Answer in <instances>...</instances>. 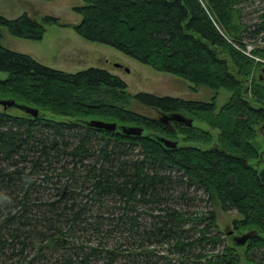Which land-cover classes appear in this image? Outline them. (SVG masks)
<instances>
[{"label":"trees","instance_id":"1","mask_svg":"<svg viewBox=\"0 0 264 264\" xmlns=\"http://www.w3.org/2000/svg\"><path fill=\"white\" fill-rule=\"evenodd\" d=\"M82 1L73 8L78 24L24 13L0 15V29L41 41L46 26L71 27L156 71L227 91L231 96L220 108L215 97H131L157 113L209 122L220 129V144L166 148L144 133L170 136L177 128L188 141L203 144L211 143V135L194 126L170 128L129 109L126 83L108 70L68 73L0 43V72L7 74L0 79V99L39 110L37 118L0 110V264H241L246 256L223 245L212 210L193 215L177 206L192 200V188L243 216L236 227L258 233L245 255L264 264V168L248 163L259 158L251 143L256 127L264 132V74L245 87L259 65L243 51L251 34L244 10L251 0ZM259 20L254 35L264 31V11ZM254 54L264 58V50ZM92 119L142 127L143 133L85 125ZM216 245L222 249L208 252ZM163 246L176 261L159 254ZM259 250L261 256H254Z\"/></svg>","mask_w":264,"mask_h":264},{"label":"rangeland","instance_id":"2","mask_svg":"<svg viewBox=\"0 0 264 264\" xmlns=\"http://www.w3.org/2000/svg\"><path fill=\"white\" fill-rule=\"evenodd\" d=\"M83 5L84 2L82 0H0V15L8 19H14L27 13L38 21H40L41 17L44 15H50L59 18L61 23L71 26L78 24L81 20V16L75 13L73 8ZM263 11L264 0H251V2L246 4L244 10L245 21L251 24V34L249 33L244 39L246 48L243 51L259 64L258 67L254 69L249 80L245 81V87L247 88H249L251 80L259 82L261 74H264V58L254 54L255 50H264V31L259 35L253 34L254 28L260 22L259 15ZM0 30L2 34L0 43L3 47L11 51L29 55L34 60L47 67L68 73H76L91 67L108 70L112 75L119 77L126 83V92L130 96L128 108L145 114L147 113L156 119L160 118L157 112L142 108L141 105L133 101L131 97L141 92L160 97L169 96L196 102H207L215 97L217 108H220L231 96V94L225 90L214 91L205 87L196 86L175 75L156 71L152 67L144 65L110 46L84 39L74 32L71 27H59L56 25L46 26V32L41 41L15 38L11 36L4 27ZM243 35L245 36L246 33ZM115 64L120 66L117 67ZM126 69L129 71L126 72ZM5 78H7V74L0 72V79ZM3 99L7 100L8 98ZM246 99L251 101L250 92H248V97ZM1 109L2 106H0V110ZM218 111L219 110L215 113L217 114ZM8 112L11 114H20L19 110L15 108L9 109ZM47 114L51 115L50 113ZM54 117L56 119L65 120V118L62 117ZM189 117L193 119L194 127L201 131L208 132L211 135V143L203 144L199 141H188L184 135L179 133V130L175 126V135L169 136L152 132H146L144 135L151 136L163 145L164 142H162L161 139L172 143L175 142L177 146H194L200 149L219 147L220 129L212 127L209 122L199 121L193 116ZM256 128L257 133L251 140V143L257 148L259 158L249 160L248 163L257 170H261L264 168V132L260 127ZM188 192L192 200L183 202L182 205L178 204L177 206L188 214L193 215L196 212L204 213L212 210L215 214L216 225L224 240L223 245L234 248L240 256L244 254L246 248L235 246L231 241V237L227 236L226 232L228 230H233L235 235L240 236L241 234L255 229L251 227L237 228L235 222L242 221L244 219L243 216L233 210L223 211L216 198L209 201L206 194L201 190L197 191L193 188ZM188 228L190 229V227ZM260 235L264 238V233ZM221 249L222 245H216L212 251L208 252L216 253ZM157 250L159 254L174 258L170 259L171 261H176L175 257L168 252L167 246L159 247ZM254 252V256H259L261 250ZM245 256L244 259H241V264H250L251 261L247 259L249 256Z\"/></svg>","mask_w":264,"mask_h":264},{"label":"water","instance_id":"3","mask_svg":"<svg viewBox=\"0 0 264 264\" xmlns=\"http://www.w3.org/2000/svg\"><path fill=\"white\" fill-rule=\"evenodd\" d=\"M115 66L119 67L120 65L115 64ZM129 70L126 69V72ZM0 106H2V109L4 111L8 109L15 108L33 118H37L39 116V110L37 108L25 105V104H20L17 103L14 99H0ZM158 115L160 118L158 119L159 123L167 126V127H174V125H182V126H187L191 127L193 126V119L187 117L181 112H170V113H162L158 112ZM85 125L91 128L95 129H101L109 132H115L117 129H119L123 134L128 135V136H141L143 133V128L138 127V126H118L115 122H105L102 120H88L84 122ZM162 142H164V146L168 148H175L177 146V143L175 142H169L166 140L161 139ZM233 233V230H228L226 232L227 235H231ZM258 237V233L256 230H251L247 233H244L240 236H235L233 239V243L235 246H244L246 243L250 240L255 239Z\"/></svg>","mask_w":264,"mask_h":264},{"label":"flooded vegetation","instance_id":"4","mask_svg":"<svg viewBox=\"0 0 264 264\" xmlns=\"http://www.w3.org/2000/svg\"><path fill=\"white\" fill-rule=\"evenodd\" d=\"M173 129H174V128H173ZM241 235H242V234H241ZM227 236H229V235H227ZM235 236H237V235H235V233H234V231H233V233L230 235V237H231V241H232V242H233V239H234ZM250 241H251V240H250ZM250 241H248V242L246 243V245H244V246H242V247H245V248L247 249V247H248ZM233 244H234V243H233ZM245 252H246V251H245ZM245 254H246V253L242 254L241 256H242V257H245ZM251 263L256 264V262H251ZM251 263H250V264H251Z\"/></svg>","mask_w":264,"mask_h":264}]
</instances>
